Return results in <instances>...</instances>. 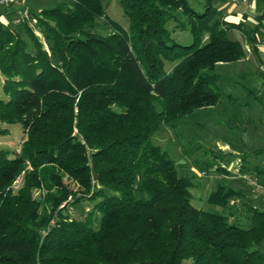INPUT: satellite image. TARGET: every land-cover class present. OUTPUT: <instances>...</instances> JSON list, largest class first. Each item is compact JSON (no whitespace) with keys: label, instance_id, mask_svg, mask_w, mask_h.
<instances>
[{"label":"trees","instance_id":"16d2710c","mask_svg":"<svg viewBox=\"0 0 264 264\" xmlns=\"http://www.w3.org/2000/svg\"><path fill=\"white\" fill-rule=\"evenodd\" d=\"M118 1L129 27L107 18V35L94 31L105 0L31 12L43 39L30 17L21 26L33 44L0 21V136L4 124L26 135L15 153L0 147V264H264V203L242 176L264 186V160L243 154L239 174L218 162L231 179L207 210L154 142L161 125L221 102L217 66L246 56L243 34L257 53L264 0L252 26L221 16L228 0ZM82 200L93 203L83 216L66 212Z\"/></svg>","mask_w":264,"mask_h":264},{"label":"rangeland","instance_id":"374dc122","mask_svg":"<svg viewBox=\"0 0 264 264\" xmlns=\"http://www.w3.org/2000/svg\"><path fill=\"white\" fill-rule=\"evenodd\" d=\"M18 1L20 4L21 0ZM232 1L236 5L234 10L228 11V8H222L221 16L234 21L236 19L230 18L231 14L241 15L246 19L247 25H254L256 13L251 10L254 1ZM190 2L195 5L193 0ZM105 3L107 5V17H101L98 20L94 26V31L102 35L109 34L112 27L107 18L117 21L128 29L129 20L125 16L120 2L118 0H105ZM43 4L44 8L58 4L72 7L73 2L72 0H46ZM34 9L35 11H29V15L31 12L38 13L40 11L36 7ZM21 12L16 6H10L9 9L0 7V18L10 26H20L19 29L22 30L27 41L33 44L30 36L21 26L24 22L16 23ZM31 18L32 16H30ZM238 21L240 22V20ZM32 24L37 31L36 33L43 39V34L34 25V20H32ZM174 36L181 43L189 44L192 42L191 36L187 33L177 32ZM243 37L247 49L246 56L236 63H219L217 66L216 72L221 75L220 84L223 92L221 102L213 108L201 109L174 125H161L154 136V142L167 150L175 159L179 171L193 177L194 186L191 188L193 204L207 210L213 207L208 201V195L216 189L219 182L231 179L218 170L215 171L218 162L227 165L228 171L231 173L239 174L238 167L242 162L243 154H247L246 157L251 156L253 165L264 160V153H262L264 151V67L261 69L258 66L255 53H252L244 34ZM256 73L257 77L255 76ZM4 80L5 76L0 70V98L8 99L3 89ZM246 102L249 103L246 104ZM4 127L8 129L9 133L0 136V147L8 148L14 153L19 151L26 137L21 125L4 124ZM250 134L255 136L251 143L248 142L251 140ZM209 162L214 163V167L206 170L203 166ZM205 170L208 171V174L203 173ZM65 181L71 189H78V185L74 181L69 178H65ZM22 182L21 176L16 181L14 188L17 190ZM247 184L249 185V183ZM250 189V197L253 202L264 203V192L258 193L257 189L252 187ZM92 206V202L82 200L74 206H69L66 212L72 216L81 217Z\"/></svg>","mask_w":264,"mask_h":264},{"label":"crops","instance_id":"0c3cea01","mask_svg":"<svg viewBox=\"0 0 264 264\" xmlns=\"http://www.w3.org/2000/svg\"><path fill=\"white\" fill-rule=\"evenodd\" d=\"M44 1H46V0H21L20 1V4L19 5H15V6L17 7V9L19 11H25V10L28 11V12L29 11H35V9H34L35 7L41 10L42 8H44V6H43L44 5L43 4ZM253 1L254 2L252 4L251 10L253 12L257 13V11L259 9L258 8V3H257V0H253ZM232 2H233L232 0H228L227 3H225L222 8H228V11L234 10V8L236 7V5L234 3H232ZM40 6H42V7L40 8ZM231 15L232 16H230V18L233 17V19H236L237 22H239L238 20H240V21H246V19L244 17H242L241 15H238V16H235L233 14H231ZM0 20L2 22H4L1 18H0ZM228 20H230V19H228ZM236 20H234V21L236 22ZM230 21H232V20H230ZM250 49H251L252 53H255L252 50L251 46H250ZM255 55H256L257 62H258V66L262 69V67H264L263 66L264 65V36L259 37V40L257 42V53H255ZM255 76L257 77V73L255 74ZM247 103H249V102H246V104ZM251 134H250V139L251 140L248 141L249 143H251V141L255 139V136L253 137ZM249 145L252 146L253 144H249Z\"/></svg>","mask_w":264,"mask_h":264},{"label":"built area","instance_id":"2783aa9c","mask_svg":"<svg viewBox=\"0 0 264 264\" xmlns=\"http://www.w3.org/2000/svg\"><path fill=\"white\" fill-rule=\"evenodd\" d=\"M244 2H248V0H243ZM12 5H19V1L18 0H0V7H10ZM30 17L29 12L28 11H22L20 13L19 18L17 19L16 23H21L23 22L25 19H28ZM204 174H207L206 172H203ZM244 178H248L249 182L252 183L253 185L256 186V189L258 191V193L264 192V186L260 185L258 183L257 180L255 179H250L248 177V175L243 174L242 175Z\"/></svg>","mask_w":264,"mask_h":264},{"label":"water","instance_id":"95a60500","mask_svg":"<svg viewBox=\"0 0 264 264\" xmlns=\"http://www.w3.org/2000/svg\"><path fill=\"white\" fill-rule=\"evenodd\" d=\"M92 169H93L94 180L96 181L98 179V174L95 170V165L93 162H92Z\"/></svg>","mask_w":264,"mask_h":264}]
</instances>
